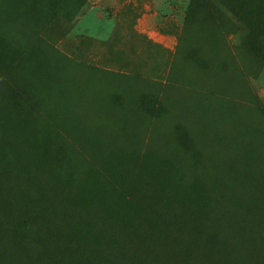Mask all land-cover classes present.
I'll return each instance as SVG.
<instances>
[{
  "label": "rangeland",
  "instance_id": "1",
  "mask_svg": "<svg viewBox=\"0 0 264 264\" xmlns=\"http://www.w3.org/2000/svg\"><path fill=\"white\" fill-rule=\"evenodd\" d=\"M124 1L0 0V264L264 252V0Z\"/></svg>",
  "mask_w": 264,
  "mask_h": 264
},
{
  "label": "trees",
  "instance_id": "2",
  "mask_svg": "<svg viewBox=\"0 0 264 264\" xmlns=\"http://www.w3.org/2000/svg\"><path fill=\"white\" fill-rule=\"evenodd\" d=\"M191 1L188 3L191 4ZM189 14L188 8L185 11V16ZM60 224V223H59ZM73 230V229H72ZM219 232V237L217 240H220V233H225L226 228H217ZM63 231L70 232V229L66 226L63 227ZM20 235V234H19ZM122 237V236H121ZM183 240L187 239L183 237ZM235 251L234 254L237 256L236 260L240 257H243L247 260L250 264H264V252L257 251L254 254H250L242 244L235 245ZM189 251L187 252V257L190 260V264H234V255L227 253L223 248L221 247H208L203 240H199L196 245H189L188 246ZM159 252V250H158ZM11 262L10 264H28L25 259L18 258V254L12 253L10 255ZM121 257L120 255H117L116 258ZM154 257V256H153ZM122 258V257H121ZM150 256H148V259ZM134 264V262L132 263Z\"/></svg>",
  "mask_w": 264,
  "mask_h": 264
},
{
  "label": "crops",
  "instance_id": "3",
  "mask_svg": "<svg viewBox=\"0 0 264 264\" xmlns=\"http://www.w3.org/2000/svg\"><path fill=\"white\" fill-rule=\"evenodd\" d=\"M165 3L166 0H154L153 3H151V0H125L122 6L128 4L133 9H136L138 15L136 18L134 29L139 34H147L151 38L154 33L152 29H158L159 31L163 30V28L161 27V23L163 21V17L161 14L163 12L162 5H164ZM185 11L186 8L184 10V15ZM161 35V37L163 39H166L167 42L175 39V35L171 33L162 32Z\"/></svg>",
  "mask_w": 264,
  "mask_h": 264
}]
</instances>
